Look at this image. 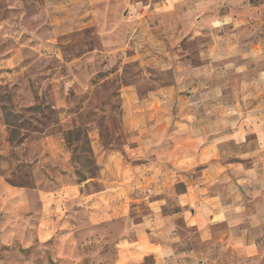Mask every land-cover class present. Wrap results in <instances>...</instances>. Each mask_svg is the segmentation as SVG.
I'll use <instances>...</instances> for the list:
<instances>
[{
	"label": "rangeland",
	"instance_id": "1",
	"mask_svg": "<svg viewBox=\"0 0 264 264\" xmlns=\"http://www.w3.org/2000/svg\"><path fill=\"white\" fill-rule=\"evenodd\" d=\"M174 4L0 0V264H118L112 229H122V218L95 234L81 199L63 200L57 215L70 227L45 239V196L70 183L83 195L100 193L107 155L117 151L138 183L130 215L138 222L148 214L141 185L156 161L125 155L124 112L130 92L140 100L171 88L178 44L189 52L188 35L180 37L167 12ZM174 225L178 236L197 238L180 218ZM127 264L157 263L145 257ZM159 264L179 263L170 257Z\"/></svg>",
	"mask_w": 264,
	"mask_h": 264
},
{
	"label": "crops",
	"instance_id": "2",
	"mask_svg": "<svg viewBox=\"0 0 264 264\" xmlns=\"http://www.w3.org/2000/svg\"><path fill=\"white\" fill-rule=\"evenodd\" d=\"M166 1L176 3L167 12L178 20L180 37L188 35L189 52L178 44L171 88L140 100L130 92L124 112L130 134L125 155L156 161L141 185L148 214L138 222L130 215L138 183L132 164L112 151L100 193L83 195L70 183L45 196L51 216L43 236L52 238L59 226L66 233L70 224L57 214L63 200L79 197L80 207L90 210L86 224L95 234L103 224L123 219L119 232L112 229L118 264L145 257L157 264L170 257L179 264L198 258L204 264H259L264 259V0ZM168 208L178 212L165 216ZM176 218L197 238L178 236Z\"/></svg>",
	"mask_w": 264,
	"mask_h": 264
}]
</instances>
